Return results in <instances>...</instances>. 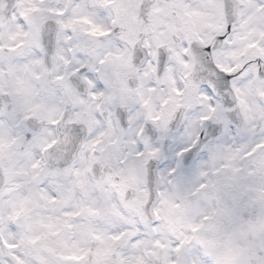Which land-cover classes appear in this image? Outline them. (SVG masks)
Instances as JSON below:
<instances>
[{
	"label": "snow or ice",
	"instance_id": "1",
	"mask_svg": "<svg viewBox=\"0 0 264 264\" xmlns=\"http://www.w3.org/2000/svg\"><path fill=\"white\" fill-rule=\"evenodd\" d=\"M0 264H264V0H0Z\"/></svg>",
	"mask_w": 264,
	"mask_h": 264
}]
</instances>
